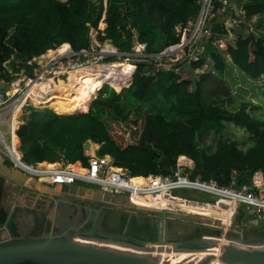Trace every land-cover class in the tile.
I'll return each mask as SVG.
<instances>
[{"label": "trees", "instance_id": "16d2710c", "mask_svg": "<svg viewBox=\"0 0 264 264\" xmlns=\"http://www.w3.org/2000/svg\"><path fill=\"white\" fill-rule=\"evenodd\" d=\"M230 1L235 16L242 7L240 3L244 5L246 21L235 46H228L226 52L244 79L255 84L264 78V0ZM198 12L195 0H0V79H12L7 64L18 73L31 68L30 63L46 53L52 60L67 53L69 47L74 52L90 50L92 29L98 31L99 42L110 41L121 53L130 52L137 39L147 44L148 54H159L180 42L176 28ZM254 17L260 33L256 35L248 30ZM103 18L106 29L101 32ZM215 28L221 31L225 26ZM206 64L212 65L213 74L228 72L219 53L208 51L193 67L202 69ZM137 66L134 74L132 64H108V70L89 83L81 100L51 104L53 109L27 106L24 123L16 132L24 160L30 164L80 162L87 166L84 147L92 142L100 146L98 156H110L116 167L139 180L173 174L181 158L194 163L192 178L215 180L221 186L229 185L235 172L239 187L251 185L256 173L264 174V120L253 118L244 105L233 111L225 108L221 98L214 101L213 91L207 88L209 74H197L198 89L194 91L187 72L154 71L148 62ZM133 74L132 85L121 93L108 86L120 91L130 85ZM220 82L225 83L222 77ZM119 121L134 125L142 122L136 142L123 144L120 138L112 137ZM229 125L244 129L252 146L242 149L226 138ZM14 127H18L17 122ZM16 134L13 141L18 146ZM210 135L216 138V151L204 144ZM129 219V214L123 215L120 232ZM137 221L132 217L131 233L149 228L147 224L137 226ZM203 233L220 235L198 227L187 239Z\"/></svg>", "mask_w": 264, "mask_h": 264}, {"label": "built area", "instance_id": "2783aa9c", "mask_svg": "<svg viewBox=\"0 0 264 264\" xmlns=\"http://www.w3.org/2000/svg\"><path fill=\"white\" fill-rule=\"evenodd\" d=\"M195 2L199 6L198 14L185 25L176 28L180 42L167 47L159 54H148L147 44L140 43L137 39H135L130 52L121 53L110 41H106L105 45H102L103 43L98 41V37L93 40L90 34V50L83 49L74 52L69 48L65 55H57L56 58L41 62V64H37L39 59H34V69L33 64L30 63L32 75H29L24 69L19 73L9 70L12 79L10 81L0 79V127L3 124L8 126L10 140L6 139L5 133L0 128V143L3 145L0 154L15 169L22 171L30 179L41 181L44 185L52 187L82 186L83 183H86L98 186L99 190L104 193L126 195L129 198L132 196L143 197L148 193L158 195L164 192L172 194L174 190H193L209 195L214 201L226 199L229 201L228 206L236 205V211H240V207H245L250 213L252 222L264 223V177L261 182L239 187L238 176L235 172L230 184L221 186L215 180L203 181L200 178H192L190 176L191 167L182 159L178 161L173 174L143 177L150 180L149 186L137 187L131 183L134 178L130 177L126 170L116 167L110 156L88 155L87 166L81 163L67 164L64 167L48 170L41 164L33 166L24 160L23 152L20 150V141L17 151L14 147L13 136L19 128L14 127V120H19L21 110L29 104L34 107L51 105L58 95L55 84L60 81L68 82L72 72L93 69L94 74L101 75L103 70L98 72L96 70L98 66L124 61V63L132 64L135 70L139 63L148 62L154 71L179 74L186 65L199 62L208 51L221 55L227 54V47L235 46L239 32L245 24L244 8L240 7L236 11L237 16H235L232 12L235 11V7L230 0H195ZM225 17L229 20L228 27L216 31L215 26L221 25V21ZM256 20L257 18L254 17L251 24L256 23ZM107 46H110L111 49H107ZM195 72L197 75L201 73V70L197 69ZM13 76H16L17 79L14 80ZM61 77L65 79L63 80ZM131 85L132 81L129 86ZM2 110L5 112L4 115L1 113ZM7 116L11 117L9 122L5 121ZM17 152L20 156H17ZM76 167L81 171L76 170ZM181 198L214 205V203L205 200Z\"/></svg>", "mask_w": 264, "mask_h": 264}, {"label": "water", "instance_id": "95a60500", "mask_svg": "<svg viewBox=\"0 0 264 264\" xmlns=\"http://www.w3.org/2000/svg\"><path fill=\"white\" fill-rule=\"evenodd\" d=\"M183 71L189 73V81L194 91H197V75L193 65H186ZM84 149L89 151L91 143H87ZM4 161V156L0 154V172L7 180L8 188L14 186L17 189L16 193L19 194L20 189L27 186L29 177L13 166H5ZM68 189V194L71 196L69 198L73 199V196L86 191L87 188L72 185ZM27 196L29 205L33 207L43 195L24 193L22 199L25 200ZM65 196L62 191L60 197L47 196L48 198L62 197L53 215V223L57 231L37 237H24L20 240H13L0 232V264L25 262L32 264H264V239L254 236L260 232L247 235L243 231L244 213L239 210L232 218H228L220 215L218 208L190 201L185 202L179 217H173V212L177 210L169 203H166V211H158L154 208L153 200H139V205H136V197H131L129 200L126 195H114L96 190V196L88 201L126 207L131 210L128 213L130 217H133L132 211L142 212L151 217L153 225L157 224L161 239L140 243L130 241L126 234H114L101 230L100 210L96 211L99 217L94 228L86 231V235H81L84 224L80 221L79 208ZM180 196L185 198L183 195ZM91 212L88 208L87 216ZM171 219H176L181 224H206V229L218 231L220 235L203 236L210 237L209 240L195 239L192 241L195 247L169 242L164 239V233L166 224ZM26 223L30 224V220H26Z\"/></svg>", "mask_w": 264, "mask_h": 264}, {"label": "rangeland", "instance_id": "374dc122", "mask_svg": "<svg viewBox=\"0 0 264 264\" xmlns=\"http://www.w3.org/2000/svg\"><path fill=\"white\" fill-rule=\"evenodd\" d=\"M105 25L106 24H105V21L103 19L99 25V30L104 31L106 29ZM250 26H252V27H250V29H248L249 33H252L255 35L260 34L258 29H256L255 24H252ZM98 35L99 34L97 31H95V30L91 31V36H92L93 40L97 39ZM102 45H105V43H103ZM54 53H55V51L53 52V54ZM53 54H51V55H53ZM63 55H65V54H63ZM223 56H224V59L226 61V65H227V69H228V72L225 75L219 74V73L213 74V69H212L211 64H206L202 69H200L201 74H209L210 81L207 85V88H209L211 91H213L214 101H220V98H221L220 102L224 103L225 108H227L228 110H233V111L240 109L244 105V108L248 111V113L253 118L264 120V78L261 79L259 82H254L257 86H253L255 84H251L249 81H246L244 79V77L241 75V73L233 66V64L231 62H229L228 55L224 54ZM114 59L118 60L117 58H114ZM122 62H124V61H122ZM6 66H7L8 70H12L11 65L7 64ZM33 69H34V64H33ZM24 70H26V72L29 75H32V73H33L32 67L31 68L25 67ZM86 70H87L86 74L88 76H87L86 80L82 81V83L84 85L82 92L76 93V92L72 91L64 99L60 98L61 95L58 93L57 98L52 103V105L62 104V103L65 104L67 101H72L74 99L81 100V97L83 94H85L89 83L91 81L97 79V77H98V74L93 73L94 72L93 69H86ZM96 70L98 72L103 70V71H101V73L105 72L108 70V65L98 66ZM13 77H14V80L17 79L16 76H13ZM221 77H222L223 81H225L226 84L223 82H220ZM61 79L64 80L65 78L61 77ZM69 79H70V77H69ZM69 79H68V82L63 83V81H60L57 84L59 86L64 85L65 87L69 88ZM104 86L105 85H103L99 89V91L96 93L94 100H96V98L99 95V92L102 90V88ZM109 87L112 88L117 93H121L124 90L123 89L121 91H117L115 88H113L111 86H109ZM125 89H127V88H125ZM78 90L81 91V89H78ZM221 94H222V97L220 96ZM93 101L91 102L90 106L92 105ZM229 101H231L232 103H229ZM26 107L27 106H25L21 110L20 117L18 120L19 123L17 122L18 127L23 122L22 118H23L24 111H25ZM45 108L53 109L50 104L47 105L46 107L42 106V107L37 108V109H45ZM1 113H2V115L5 114V112L3 110L1 111ZM73 114H77V113H73ZM65 115H71V114H65ZM10 118H11L10 116H7L5 118V121L9 122ZM20 118H21V120H20ZM16 120L17 119H15L14 122H16ZM141 125H142L141 121H139L137 125H134L131 122H127V123H123L120 121L116 122L115 127H113V134H112L113 136L112 137H114L116 139L120 138L121 141L123 142V144H125V143L126 144H132V143L136 142V140H138V137H139V134L141 131ZM0 128H1V131L3 133H5L6 139L9 141L10 136L8 133V126L6 124H3V125H1ZM225 137L232 140V141H236L238 143V145L240 146V148H242V149H247L249 146H252V142L250 141V135L244 129H240L238 127L236 128L233 125L228 126ZM204 142H205L204 144L207 147H209V150H211V151L217 150L216 138L214 137V135L207 136L205 138ZM95 145H97V144H95ZM2 148H3V145L0 143V149H2ZM97 149L98 148H95V150H96L95 154L96 155L98 152ZM20 150L23 152V150L21 148H20ZM182 161H185V160H182ZM36 165L37 164H33V166H36ZM54 165H56L57 167H60V166L64 167L67 165V163L61 162V163H55ZM191 169H193V168H191ZM133 180L144 182L145 179H142V180L133 179ZM82 186L87 188L90 191L88 196H87L88 197L87 200H89L92 197H95L96 196V190L99 189L98 186L92 185V184L83 183ZM27 188L29 189L30 192L34 193L33 195H46V196H58V197H60V193H61V187H52V186L44 185L40 181L35 180V179L29 180V182L27 184ZM29 191H27L26 194L32 195ZM172 194L183 195L188 199L205 200V201L210 200L209 195L202 194L200 192L193 191V190H185V191L174 190V191H172ZM228 202H229L228 200L222 199V200H219L218 202H215L214 204L217 203V204H220L222 206H227ZM126 209H128V208H126ZM182 212H183L182 210H179V211L177 210V212H173V217H179L182 214ZM240 212L244 213V217H243L244 221H242V223L244 224L243 231L245 233L250 234V233L259 232L260 229L264 227V223L256 224V223L252 222L250 213L245 209V207H240ZM233 229H235V227H233Z\"/></svg>", "mask_w": 264, "mask_h": 264}, {"label": "flooded vegetation", "instance_id": "af4514ba", "mask_svg": "<svg viewBox=\"0 0 264 264\" xmlns=\"http://www.w3.org/2000/svg\"><path fill=\"white\" fill-rule=\"evenodd\" d=\"M4 165L7 167H12L6 158ZM8 187L9 184L7 183V180L0 172V232H3V236H9L13 240H20L24 237L42 236L58 230L53 223V215L55 214L54 209L57 207V203L62 197L48 198L46 195H43L37 200V203L31 207L28 203V196L25 200L22 199V195L29 191L27 186L20 189L19 194L16 193L17 189L14 186L10 187V189ZM61 191L64 192L66 198L71 200V202H73L79 208L78 213H80V221L84 224L83 228L81 229V235H86V231H90L94 228V224L99 217L96 215V211L100 210L99 221L100 228L103 231L121 235L126 234V236L130 238V241L140 243L154 242L161 239L157 224L155 223V225H153L151 222V217L148 214L132 211V216L136 217V220H138L136 225L144 226L147 224L149 228L146 229L145 227V229L131 233L130 223L132 221V217H130V222L128 220L126 227L122 232H120L122 217L124 214H128L131 211L130 209H126V207L122 206L102 204L98 202L92 203L85 198H69L71 196L68 194L69 189L67 187H63ZM30 193L32 195L34 194L33 192ZM88 208H90L92 212L87 216L86 213ZM26 220H30V224H27ZM198 227L207 230L206 224L201 225L197 223H189L188 225L186 223L181 224V222L177 221L176 219H171L166 224L164 239L169 242L181 243L188 247H195L194 244L192 245L193 240L201 238L203 240L206 238L203 236L208 235L203 233L200 236L187 239V236L196 231ZM41 229L43 230L41 231ZM259 232L260 233L255 234L254 236L264 239V227L261 228ZM70 234L74 235L73 232H70ZM209 238L210 237L206 239L209 240ZM22 264L32 263L25 262Z\"/></svg>", "mask_w": 264, "mask_h": 264}, {"label": "bare ground", "instance_id": "6f19581e", "mask_svg": "<svg viewBox=\"0 0 264 264\" xmlns=\"http://www.w3.org/2000/svg\"><path fill=\"white\" fill-rule=\"evenodd\" d=\"M107 49H111V47L107 46ZM83 71H77V72H72L71 73L69 88H67V87L66 88L59 87L58 85L56 86L57 92L61 95L60 98L64 99V97L67 95L69 90L72 89V88L73 89H77V90L78 89H83L84 85H83L82 81L86 80L87 76H88ZM85 71H87V70H85ZM14 147H15V150L17 151V147L18 146H16L15 142H14ZM16 154H17V156H20L19 152H17ZM76 170L81 171L80 169H76ZM131 183L133 185L137 186V187H148L149 183H150V180L149 179H145L144 182H140V181H134L132 179ZM57 187H61V186H57ZM132 197H136V205H139V200H143V201H152L153 200L154 208L156 210H158V211H166V208H167V204L166 203L171 204L178 211L179 210L183 211L185 202H190L188 200L182 199L181 197L173 196L169 192H164V193H161V194H158V195H153L151 193H148L146 196H143V197H137V196H132ZM129 200H130V198H129ZM204 205L205 206H209V207L218 208L219 209V213L222 216H225V217H228V218H232L233 217V215L227 214L226 213L227 211L225 210V208L222 205H220V204H217V205L213 206V205L208 203V204H204Z\"/></svg>", "mask_w": 264, "mask_h": 264}, {"label": "crops", "instance_id": "0c3cea01", "mask_svg": "<svg viewBox=\"0 0 264 264\" xmlns=\"http://www.w3.org/2000/svg\"><path fill=\"white\" fill-rule=\"evenodd\" d=\"M240 5L243 7L244 5L243 4H241L240 3ZM222 23H221V25L222 26H225L226 28L228 27V25H229V20L225 17V18H223V20L221 21ZM255 24V23H254ZM240 34V33H239ZM50 51H54V50H50ZM48 54V53H47ZM47 54H45V55H43V56H41V58L39 59V58H36V59H39V60H37V64H41V61L40 60H42V62H45V61H48L49 59H47L46 58V55ZM229 57V56H228ZM229 62H231L230 61V58H229ZM35 62L33 61V63L31 62V64H34ZM30 64V65H31ZM231 64V63H230ZM32 67V66H31ZM19 72H21V71H19ZM18 72V73H19ZM83 72H85L86 73V71L84 70ZM93 77V76H92ZM69 84H70V79H69ZM56 86L58 85V84H55ZM59 86V85H58ZM59 87H63V88H66L64 85L63 86H59ZM72 90H74L73 88L72 89H70L69 90V92L67 93V95L66 96H68V94H70V92L72 91ZM83 89H81V91H82ZM58 93V92H57ZM66 96L64 97V98H66ZM34 107V106H33ZM91 107V106H90ZM90 107H89V109H90ZM34 108H40V107H34ZM88 109V110H89ZM20 120H21V118H20ZM16 122H18L17 120H16ZM23 123L24 122H22V124L21 125H23ZM20 125V126H21ZM20 126H19V128H20ZM18 128V129H19ZM18 131V130H17ZM15 135V134H14ZM16 136H17V134H16ZM17 138H18V136H17ZM18 141H20L19 140V138H18ZM91 143V149L89 150V151H86V156H88V155H90V156H92L93 154H95V152H96V150H95V148H98L97 150H99V148H100V146L99 145H95L94 143H92V142H90ZM21 144V143H20ZM95 147V148H94ZM182 159H184L188 164H189V166H191V168H193L194 167V163L192 162V161H190L189 159H187V158H181L180 160H182ZM43 165L42 166H46V165H54V164H48V163H42ZM75 164H80V162H78V163H75ZM262 174V175H261ZM262 177H264V174L262 173V172H258V173H256L254 176H253V178H252V183H251V185L253 184V183H256V182H261L262 181ZM57 187V186H56ZM63 187H67V188H69L70 186H61V189L63 188ZM94 191V190H93ZM92 191V192H93ZM89 190L88 189H86V191H82V192H79L76 196H73V198H81V199H83V198H85V199H88V194H89ZM207 201H209V202H211V203H215V202H218L219 200H217V201H214L213 199H211L210 198V200H207ZM214 201V202H213ZM217 204V203H216ZM215 204V205H216ZM233 205V204H232ZM227 207L228 208H225V210L227 211L226 213L227 214H229V215H234L235 214V212H236V206L235 205H233V206H231V205H227Z\"/></svg>", "mask_w": 264, "mask_h": 264}]
</instances>
